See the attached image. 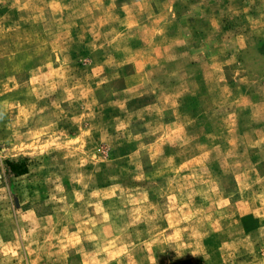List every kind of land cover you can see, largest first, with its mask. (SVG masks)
Segmentation results:
<instances>
[{
    "label": "rangeland",
    "instance_id": "rangeland-1",
    "mask_svg": "<svg viewBox=\"0 0 264 264\" xmlns=\"http://www.w3.org/2000/svg\"><path fill=\"white\" fill-rule=\"evenodd\" d=\"M0 264H264V0H0Z\"/></svg>",
    "mask_w": 264,
    "mask_h": 264
},
{
    "label": "trees",
    "instance_id": "trees-1",
    "mask_svg": "<svg viewBox=\"0 0 264 264\" xmlns=\"http://www.w3.org/2000/svg\"><path fill=\"white\" fill-rule=\"evenodd\" d=\"M13 168V172L15 173V175H21V174H24L25 173V167H24V170H21L22 167H23V164L22 163H11L10 164Z\"/></svg>",
    "mask_w": 264,
    "mask_h": 264
}]
</instances>
